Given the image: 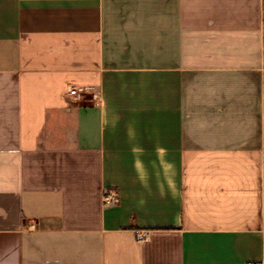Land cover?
<instances>
[{
	"label": "crops",
	"instance_id": "0c3cea01",
	"mask_svg": "<svg viewBox=\"0 0 264 264\" xmlns=\"http://www.w3.org/2000/svg\"><path fill=\"white\" fill-rule=\"evenodd\" d=\"M247 262L264 0H0V264Z\"/></svg>",
	"mask_w": 264,
	"mask_h": 264
},
{
	"label": "built area",
	"instance_id": "2783aa9c",
	"mask_svg": "<svg viewBox=\"0 0 264 264\" xmlns=\"http://www.w3.org/2000/svg\"><path fill=\"white\" fill-rule=\"evenodd\" d=\"M79 95H80V91L77 88H72L70 90V96L77 98V97H79ZM106 202L107 203H113V202H115V199H114V197L109 196V197L106 198ZM245 264H259V263H257V262H247Z\"/></svg>",
	"mask_w": 264,
	"mask_h": 264
},
{
	"label": "trees",
	"instance_id": "16d2710c",
	"mask_svg": "<svg viewBox=\"0 0 264 264\" xmlns=\"http://www.w3.org/2000/svg\"><path fill=\"white\" fill-rule=\"evenodd\" d=\"M135 229H137V228H135Z\"/></svg>",
	"mask_w": 264,
	"mask_h": 264
}]
</instances>
